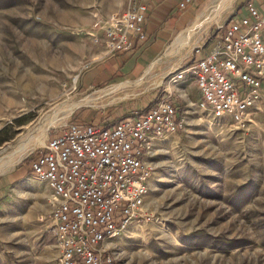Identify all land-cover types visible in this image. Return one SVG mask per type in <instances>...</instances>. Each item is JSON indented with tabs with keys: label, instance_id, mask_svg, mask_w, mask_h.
I'll use <instances>...</instances> for the list:
<instances>
[{
	"label": "rangeland",
	"instance_id": "rangeland-1",
	"mask_svg": "<svg viewBox=\"0 0 264 264\" xmlns=\"http://www.w3.org/2000/svg\"><path fill=\"white\" fill-rule=\"evenodd\" d=\"M135 1L0 0V180L8 179L0 184V264H60L51 188L31 173L12 180L11 172L28 173L23 160L74 120L118 118L170 89L179 102L184 80L169 77L192 60L193 45L221 40L248 0H200L181 48L174 41L161 59L160 80L148 71L84 89L82 73L113 56L93 30L94 14ZM257 106L243 125L213 119L195 103L180 106L185 130L154 143L147 158L155 169L148 219L106 241L118 264H264V97Z\"/></svg>",
	"mask_w": 264,
	"mask_h": 264
},
{
	"label": "built area",
	"instance_id": "built-area-1",
	"mask_svg": "<svg viewBox=\"0 0 264 264\" xmlns=\"http://www.w3.org/2000/svg\"><path fill=\"white\" fill-rule=\"evenodd\" d=\"M150 6V0H136L105 17L94 14L93 30L101 32L110 55L127 53L146 37ZM193 55L169 81L193 78L201 93L199 109L243 125L264 97V0H248L221 40L208 49L195 46ZM186 124L166 91L151 106L110 123L74 120L48 135L33 153L30 171L52 190L50 219L60 264H118L106 241L148 219L145 197L155 169L147 158L154 143Z\"/></svg>",
	"mask_w": 264,
	"mask_h": 264
},
{
	"label": "crops",
	"instance_id": "crops-1",
	"mask_svg": "<svg viewBox=\"0 0 264 264\" xmlns=\"http://www.w3.org/2000/svg\"><path fill=\"white\" fill-rule=\"evenodd\" d=\"M180 1L150 0L151 6L143 22L146 37L142 40L136 39L133 48L129 52L123 54L117 53L111 56V58L87 68L81 75V86L84 89H90L96 85H106L117 78H124L130 81L140 80L147 75L148 71L149 76L153 77V80H160L163 77L162 72H160L163 69L160 65L162 62L161 59L165 55H170L166 50L169 45L174 44V41L176 46L171 47L177 50L181 48L184 40L182 37H179V34L188 28V23L192 19L195 7L200 0H194L185 8H179L178 4ZM201 42L193 45L192 51L199 44H203L207 49L210 48V46H207V42ZM159 74L161 75L160 78L158 76ZM181 82L184 89L181 93H177L176 96L179 102H176L179 113L183 114L181 112H184L185 109H179L180 106H185L190 103L196 104L195 101L198 100V103L201 98L198 95V88L193 78H187ZM114 119L108 118L96 122L108 121L110 123ZM28 175H30V172L27 173L25 169L21 170L18 168L14 169L10 174L11 179L17 181L22 180ZM7 180V177H3L0 180V184H5V182H8ZM52 203H54L53 197Z\"/></svg>",
	"mask_w": 264,
	"mask_h": 264
},
{
	"label": "bare ground",
	"instance_id": "bare-ground-1",
	"mask_svg": "<svg viewBox=\"0 0 264 264\" xmlns=\"http://www.w3.org/2000/svg\"><path fill=\"white\" fill-rule=\"evenodd\" d=\"M14 148V147H13ZM27 148V147H26ZM25 147H19V146H17L16 147V150H15V152H20V153H22V152H25L26 149ZM12 151V150H11ZM5 152V151H4ZM14 153V152H13ZM10 154V155H9ZM15 154V153H14ZM3 156L5 155V153L4 154H2ZM8 157H13V154L10 152V153H8V154H6ZM1 156V155H0ZM9 160V159H8Z\"/></svg>",
	"mask_w": 264,
	"mask_h": 264
},
{
	"label": "trees",
	"instance_id": "trees-1",
	"mask_svg": "<svg viewBox=\"0 0 264 264\" xmlns=\"http://www.w3.org/2000/svg\"><path fill=\"white\" fill-rule=\"evenodd\" d=\"M0 132H1V130H0ZM32 157H33V154H32V156H28V157H26V158L23 160L22 164L29 163V162L32 160ZM28 171L31 173L30 169H28Z\"/></svg>",
	"mask_w": 264,
	"mask_h": 264
}]
</instances>
